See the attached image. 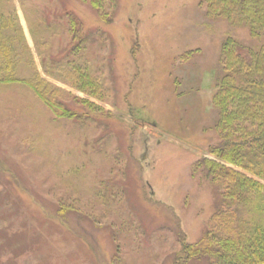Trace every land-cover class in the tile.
<instances>
[{"label":"rangeland","instance_id":"374dc122","mask_svg":"<svg viewBox=\"0 0 264 264\" xmlns=\"http://www.w3.org/2000/svg\"><path fill=\"white\" fill-rule=\"evenodd\" d=\"M13 2L42 75L71 92L79 116L56 118L21 83L0 86V264H173L179 234L199 242L217 199L192 169L214 158L223 44L261 39L208 14L205 0H106L109 22L80 0H28L55 25L53 52L70 44L71 15L94 36L100 100L43 72Z\"/></svg>","mask_w":264,"mask_h":264},{"label":"trees","instance_id":"16d2710c","mask_svg":"<svg viewBox=\"0 0 264 264\" xmlns=\"http://www.w3.org/2000/svg\"><path fill=\"white\" fill-rule=\"evenodd\" d=\"M80 1L92 6L102 21L112 20L106 0ZM20 3L43 72L103 100L99 70L87 56L93 35H82L78 20L71 15L70 44L55 53V25L46 20L41 7L38 11L30 8L28 0ZM205 3L213 17L246 23L261 44L257 49L246 48L232 38L223 44V76L213 98L219 111L218 141L207 150L214 158L202 157L192 169L194 175L201 172L215 185L217 199L199 242H188L184 233L179 234L173 264L202 259H207L206 264H264V0ZM11 83L31 89L56 118L79 116L64 101L71 92L45 78L38 68L13 0H0V86ZM78 99L84 107L103 109L86 98ZM101 189L99 195L104 194ZM101 198L107 202L108 198ZM57 213L63 216L61 211ZM26 231L36 233L30 227Z\"/></svg>","mask_w":264,"mask_h":264}]
</instances>
